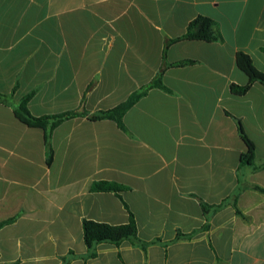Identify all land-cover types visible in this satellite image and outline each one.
<instances>
[{"label":"crops","instance_id":"obj_1","mask_svg":"<svg viewBox=\"0 0 264 264\" xmlns=\"http://www.w3.org/2000/svg\"><path fill=\"white\" fill-rule=\"evenodd\" d=\"M201 16L222 39L169 46L168 63L195 61L164 73L171 92L153 88L129 109L128 132L65 120L48 164L45 131L15 114L24 97L36 117L112 109L155 78L167 39ZM263 49L264 0H0V222L15 218L0 228V264H62L70 250V264H264V194L252 188H264V169L241 166L235 120L264 162V83L230 89L250 80L238 52L264 72ZM102 181L126 189L93 191ZM203 204L223 205L207 220ZM130 211L139 238L160 241L103 243L84 260L83 220L126 224Z\"/></svg>","mask_w":264,"mask_h":264},{"label":"trees","instance_id":"obj_2","mask_svg":"<svg viewBox=\"0 0 264 264\" xmlns=\"http://www.w3.org/2000/svg\"><path fill=\"white\" fill-rule=\"evenodd\" d=\"M222 39L221 34L216 28V23L209 18L198 17L193 20L188 28L186 33L175 39H167L164 54H163V64L155 76V78L147 85L141 87L140 89L133 92L126 101L117 105L116 107L109 110H101L99 112L93 113L91 115L86 112L78 111H69L56 115H46L41 117L33 116L28 108V102L31 99L33 94H29L23 98L19 106L15 109V114L17 118L30 127L41 128L45 131V140L47 147L48 159L47 162L50 165L53 159V147H52V133L62 122L69 120L78 116H88L92 120H103L109 119L117 123V125L123 129L125 132H128L124 124V116L129 109H131L142 97L146 96L148 92L153 88L163 89L165 91L171 92V90L165 86L163 83L164 73L171 67H182L195 63L193 60H182L176 63H168L166 61V52L170 45L173 43L182 41V40H203L207 42L219 41ZM264 51V49H263ZM237 63L239 67L245 69V71L250 75V80L245 85L231 84L230 89L232 92L237 94H245L255 82L264 83V72L260 71L253 63L252 58L243 52H238L237 54ZM0 101L3 103H9L7 95L0 94ZM237 122L238 131L240 136L247 144V152L241 155V166L249 165L253 168L254 171H259L264 169V162L257 164L256 162V147L253 141L246 134L242 122L235 118ZM253 189L264 194V188L254 185ZM126 187L120 184L111 183V182H96L92 185L93 191H113L119 193L120 191L125 190ZM237 195L233 196V201L231 204L236 208L237 213L240 214V210L237 207L236 200ZM229 204V200H225V206ZM223 204L217 206H210L208 204H203V209L206 214L207 220L210 217L211 211H217L222 207ZM127 209L128 205L125 203ZM15 218H11L6 221L0 222V228L4 227L7 224L12 223ZM208 224H206L203 229H207ZM83 232L84 240L87 246V254L83 256L84 260L92 259L98 256V246L103 243H110L116 246H120L125 241H130L133 245L142 248L144 251H147L148 246L151 243H156L160 239L153 240L151 242L143 241L138 236V226L134 214L130 211L129 222L126 224L112 225L103 222H97L94 220L84 219L83 220ZM191 234H181L179 233L177 238H190ZM79 257L73 250H70L69 253L62 257V264H70L71 261ZM7 264H18L17 262L7 263Z\"/></svg>","mask_w":264,"mask_h":264}]
</instances>
